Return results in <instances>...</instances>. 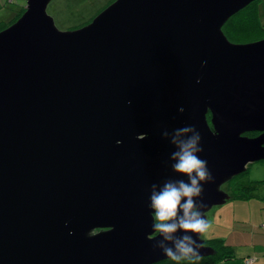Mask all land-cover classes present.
Here are the masks:
<instances>
[{"label":"water","instance_id":"1","mask_svg":"<svg viewBox=\"0 0 264 264\" xmlns=\"http://www.w3.org/2000/svg\"><path fill=\"white\" fill-rule=\"evenodd\" d=\"M50 1L0 30V264H152L185 235L212 254L203 233L153 235L151 186L189 182L171 158L187 126L213 177L193 198L206 220L264 160V37L222 29L254 0H114L68 30Z\"/></svg>","mask_w":264,"mask_h":264},{"label":"rangeland","instance_id":"2","mask_svg":"<svg viewBox=\"0 0 264 264\" xmlns=\"http://www.w3.org/2000/svg\"><path fill=\"white\" fill-rule=\"evenodd\" d=\"M1 2L7 6L12 4H24L25 6L26 0H14L12 4H7L6 0H1ZM111 2L112 0H51L47 6V12L53 17L58 29L68 30L83 26ZM252 10L261 16L260 24L263 23L264 28V0H257L246 11L236 15L230 25L222 27L230 41L249 42L235 33L233 22L246 16L245 13H252ZM8 18V12L4 8L1 9L0 30L10 22L11 19ZM229 185L230 187L224 185L223 189L232 194H237L240 189L250 186L252 188L249 193L253 197L249 199L230 198L221 205H214L206 212L209 227L201 238L204 241L213 238L224 240L225 244L232 247L233 254L236 253L235 256L246 249H249L252 254L260 255L264 251V233H258L259 230L264 231V161L248 163L246 170L236 175ZM236 259H230L229 263L224 264L236 262ZM258 262L264 264V259Z\"/></svg>","mask_w":264,"mask_h":264},{"label":"clouds","instance_id":"3","mask_svg":"<svg viewBox=\"0 0 264 264\" xmlns=\"http://www.w3.org/2000/svg\"><path fill=\"white\" fill-rule=\"evenodd\" d=\"M199 83V81H197ZM131 103V101H129ZM182 112L183 109L181 108ZM195 132V128L187 126L178 129L172 140V143L179 149L172 154V159L176 161L172 168L176 173L188 177V183L183 180L172 182H165L159 192L155 191L156 185L153 184V189L150 196L151 203L149 207L154 210L152 212L153 228L155 233L163 235L164 240L173 241V233L178 229L185 232L195 234L204 233L209 225L205 219L204 213H201L196 206L194 197H199L203 193V183L211 182L213 177L207 167V161L201 159L197 154L202 152L200 147L201 136L199 132L191 136L187 140H179L183 134ZM167 136L168 133L163 134ZM182 199L184 202L182 203ZM200 207H206L203 203ZM178 211H183V217L177 223L175 218ZM88 236L92 237L93 233L90 231ZM174 248L167 247L164 244H159L162 252L171 260L176 261L177 264L182 259H192L195 257L199 259V249L201 244H196L191 236L185 235L182 239L175 240Z\"/></svg>","mask_w":264,"mask_h":264},{"label":"trees","instance_id":"4","mask_svg":"<svg viewBox=\"0 0 264 264\" xmlns=\"http://www.w3.org/2000/svg\"><path fill=\"white\" fill-rule=\"evenodd\" d=\"M13 1L12 2H8L6 0V3L12 4ZM112 1H114V0H112ZM256 1L257 0H254L253 2L248 4L247 6H245L241 10H239L237 13L232 15L225 22L223 27L226 26V25H230L232 23V19L236 15H238L239 13H241L243 11H246ZM24 10H25V6L21 7L19 10H17L15 16L10 20V22L7 25L4 26V28L7 27L8 25H10L11 23H13L24 12ZM245 14H246V16L240 17L235 22H233V24H234L233 25V30L235 31V33L237 35H239L241 38H245L246 39L245 41H249V42L253 41V40L255 41V40L263 38L264 37V28L262 27L263 23L260 24L261 16L257 15L256 12H254L253 10H252V13H245ZM90 21H91V19L89 21H87L86 23H88ZM73 28H75V27H73ZM2 29H3V27H2ZM230 38H231V36H230ZM207 117H210V113L209 112L207 113ZM250 188H252V187H250V186L245 187L243 189H240V192H238L237 194L236 193L235 194L231 193L230 196L233 199H235V198L236 199H249V198L253 197V195H251L249 193ZM205 243L215 247L214 252L212 254L202 256L199 259H196L195 257H193L191 260L185 258V259L180 260L178 262V264H220V263H226V262L230 261V259H234L235 256L233 254L232 247L230 245L225 244L224 240L213 238L211 240L205 241ZM250 258H252L253 260L255 259L254 256H250ZM155 264H177V262L171 260L170 258H167V259L159 261L158 263H155Z\"/></svg>","mask_w":264,"mask_h":264},{"label":"crops","instance_id":"5","mask_svg":"<svg viewBox=\"0 0 264 264\" xmlns=\"http://www.w3.org/2000/svg\"><path fill=\"white\" fill-rule=\"evenodd\" d=\"M1 5H3V3L0 0V10L4 8L8 12V17H9L8 19H12L15 16L17 10H19L21 7H24V4H12L10 6H7V5L1 6ZM258 233H264V231L263 230H259ZM235 254H234V256H235ZM250 256H254L255 257V259L253 260V262L251 264H259V263L262 264V262H258V260L264 259V251L260 255H256V254H252V252H250L249 249H246L245 251L240 252V254L238 256L234 257V258H237L235 260L236 262H231L230 264H245L244 263V258L250 257ZM240 260H242V261H240ZM229 262L230 261H228L226 263H229ZM222 264H224V263H222Z\"/></svg>","mask_w":264,"mask_h":264},{"label":"flooded vegetation","instance_id":"6","mask_svg":"<svg viewBox=\"0 0 264 264\" xmlns=\"http://www.w3.org/2000/svg\"><path fill=\"white\" fill-rule=\"evenodd\" d=\"M206 118H207V121H208L209 126L212 128V125H211V122H210V117H207V115H206ZM258 134H259V132H246V133H245V135H247V136H251V137L256 136V135H258ZM233 178H234V177H233ZM233 178H232V179H233ZM232 179H230V180L226 181L225 183H223V184L221 185V188L223 189V186H224V185L230 187L229 184L232 182ZM223 190H225V189H223ZM225 191H226L229 195L231 194L229 191H227V190H225ZM101 230H105V229H100V228L95 229L96 232H97V231H101ZM155 234H156V233L154 232L153 235H155ZM207 241H208V240H207ZM204 244L207 245V246H211V247L213 248V250L215 249L214 246L205 243V241H204ZM213 252H214V251H213ZM207 255H210V254H207ZM203 256H205V255H203ZM201 257H202V256H201ZM166 259H167V258H166ZM161 261H162V260H161ZM158 262H159V261H158ZM158 262H155V263H158ZM155 263H152V264H155Z\"/></svg>","mask_w":264,"mask_h":264},{"label":"built area","instance_id":"7","mask_svg":"<svg viewBox=\"0 0 264 264\" xmlns=\"http://www.w3.org/2000/svg\"><path fill=\"white\" fill-rule=\"evenodd\" d=\"M7 1H8V2H12L13 0H7ZM252 261H253V259L250 258V257H247V258L244 259V263H245V264H251Z\"/></svg>","mask_w":264,"mask_h":264}]
</instances>
